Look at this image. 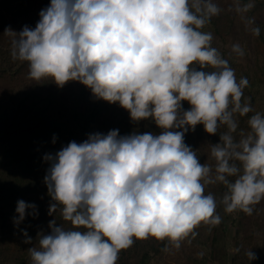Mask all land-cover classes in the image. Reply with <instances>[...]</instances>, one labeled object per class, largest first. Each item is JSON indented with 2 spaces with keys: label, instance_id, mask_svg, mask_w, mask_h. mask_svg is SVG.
I'll use <instances>...</instances> for the list:
<instances>
[{
  "label": "clouds",
  "instance_id": "9594fccd",
  "mask_svg": "<svg viewBox=\"0 0 264 264\" xmlns=\"http://www.w3.org/2000/svg\"><path fill=\"white\" fill-rule=\"evenodd\" d=\"M254 7V0H234L237 13ZM220 11L214 0H50L34 29L5 30L12 59L27 62L30 79L50 78L60 87L78 81L96 98L118 103L133 121L150 118L162 130L93 133L43 157L54 201L48 214L59 208L72 228L50 220V231L37 234L38 247L28 248L30 264H116L134 238L167 240L179 249L202 223L221 222L207 185L225 186L219 203L226 213L251 215L264 200V114L251 115L249 132L234 138L235 115L253 111L242 102L249 82L237 81L212 47V34L201 31ZM250 31L260 35L258 26ZM232 51L244 55L239 44ZM197 124L212 135L221 125L227 129L211 145L214 166L184 143ZM15 212L16 225L38 214L23 200ZM22 231L23 242L31 243ZM246 255L256 259L250 250Z\"/></svg>",
  "mask_w": 264,
  "mask_h": 264
},
{
  "label": "trees",
  "instance_id": "16d2710c",
  "mask_svg": "<svg viewBox=\"0 0 264 264\" xmlns=\"http://www.w3.org/2000/svg\"><path fill=\"white\" fill-rule=\"evenodd\" d=\"M240 2L243 4L248 0ZM254 2L255 7L249 13L264 5V0ZM216 4L221 9L220 13L212 17L201 31L212 34V47L233 69L229 59L215 44V38L226 29L225 26L227 29L224 32L232 30L235 13L229 5L231 2ZM0 5L13 17L29 14L28 0H0ZM32 21L36 25L38 17L33 15ZM254 26L260 28V35H253L255 46L264 51V21ZM27 66V62L12 59L11 45L0 46V78L19 75ZM241 77H246L249 82L243 89L242 102H250L253 111L244 116L235 115L238 128L233 135L236 140L249 132L247 121L251 115L256 112L264 114V77L255 70L250 71L247 65L236 74L237 81ZM76 88L70 94H63L60 87L54 90L53 81L42 79L23 81L0 94V264H30L28 248L38 247L37 234L50 231V220L55 219L57 226L65 229L72 228L70 222L62 219L59 208L56 213L48 214L49 205L54 201L44 183L49 168V162L43 159L46 154L56 153L71 141L81 143L89 134H107L113 129H118L119 135L133 132L160 134L162 131L150 118L133 121L128 111L118 103L96 98L82 83ZM182 108H190L187 101H182ZM226 130L221 125L218 133L212 135L204 130L202 124H197L185 133L184 143L196 151L201 163L214 166L210 148L219 142V134ZM225 191V186L219 183L205 188V194L211 193L217 200L216 212L221 217L218 225L202 223L195 229L197 235L182 241L179 249L167 240L134 238L129 248L120 251L116 264H172L165 260L164 254L173 250H177L176 257L172 259L176 264H264V232L255 234L252 231V218L258 203L252 206L251 215L239 210L226 213L219 203ZM18 200L35 204L38 214H26L24 220L16 225L14 218L18 215L15 212ZM30 211L26 209V213ZM230 227H233V251H229ZM22 230H26L32 238L31 243L23 242ZM248 250L255 254L256 259L249 260L246 255Z\"/></svg>",
  "mask_w": 264,
  "mask_h": 264
},
{
  "label": "rangeland",
  "instance_id": "374dc122",
  "mask_svg": "<svg viewBox=\"0 0 264 264\" xmlns=\"http://www.w3.org/2000/svg\"><path fill=\"white\" fill-rule=\"evenodd\" d=\"M28 1L29 14L18 17H13L8 12L4 11L0 5V46L9 47L11 45L10 38L4 33L6 29L10 28L16 32L21 31L24 26L34 29L35 24L32 21L33 15H36L39 21V12L50 4V0ZM214 2L223 4H229L231 2L232 4L229 5L232 11L235 13L232 30L224 32V30L227 29V26H225L226 29L223 28L224 30H222L221 34L215 38V44L218 46V49L222 51L223 56L229 59V62L232 64L235 71V75L241 73L242 67H246L247 65L250 68V71L255 70L258 75L264 77V51L255 46V36H253L252 32L250 31V28L254 27L257 22L264 21V5L254 12L241 14L234 10V0H214ZM248 17L254 18V25L249 26L246 24V18ZM221 22H224L223 19H221ZM233 44H239L241 46V48L244 50L243 56H240L232 51ZM28 73L29 69L27 66L19 75L0 78V94L7 91L8 88H12L20 83H23V81H34L29 78ZM79 84L80 82L73 80L66 82L62 87H60L54 82V90L60 87L63 94H70L77 89L76 87H78ZM88 91L91 92L90 88H88ZM252 231L255 234L259 231L264 232V200H261L256 207V212L252 218ZM232 236L233 227H230L229 244L231 242V245H229V251H233ZM176 251L173 250L171 252L165 253V260L171 262L172 264H176L175 262H172V259H174L177 255L175 254ZM170 255L173 256L170 257ZM212 264L217 263L213 262Z\"/></svg>",
  "mask_w": 264,
  "mask_h": 264
}]
</instances>
